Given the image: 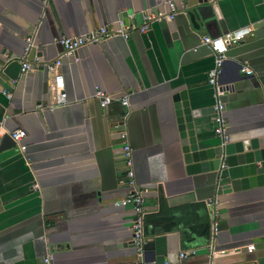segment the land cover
Returning a JSON list of instances; mask_svg holds the SVG:
<instances>
[{
  "label": "crops",
  "instance_id": "1",
  "mask_svg": "<svg viewBox=\"0 0 264 264\" xmlns=\"http://www.w3.org/2000/svg\"><path fill=\"white\" fill-rule=\"evenodd\" d=\"M168 1L176 10L172 26L151 22L126 40L80 47L75 61L59 58L66 101L45 109L52 94L44 64L61 51L54 40L99 26L117 29L118 20L138 26L142 12L167 13ZM263 21L264 0H0V140L24 132L18 144L0 150V264H44L47 251L51 264L136 262L131 212L112 206L125 192L121 131L142 191L145 259L264 264V186L217 194L226 179L216 180V171L198 165L187 171L174 108L185 102L193 112L198 149L222 144L213 134L206 83L212 55L183 61L182 54L201 46L203 35L249 28L224 53L217 84L225 93L226 143L264 137V28L254 29ZM29 36V69L20 73ZM244 66L251 75L239 71ZM95 90L112 98L104 109ZM209 199L217 202L213 208L205 205Z\"/></svg>",
  "mask_w": 264,
  "mask_h": 264
},
{
  "label": "built area",
  "instance_id": "2",
  "mask_svg": "<svg viewBox=\"0 0 264 264\" xmlns=\"http://www.w3.org/2000/svg\"><path fill=\"white\" fill-rule=\"evenodd\" d=\"M219 0H212V4H216ZM166 7L168 9L167 13L154 12L150 13L148 11L141 13V24L138 26H123V22L118 20L117 29H109L106 26H99L90 30L79 36H71L65 38H59L54 40L60 47L61 51L54 61L45 65V70L48 74L51 75L50 79V91L52 94V101L50 105L46 106L45 109L52 110L55 107H60L65 104L66 96L64 92L63 81L61 75L58 72L59 67V58H72L76 60L75 52L77 49L84 45L89 44H98L108 38L115 36H120L124 40L128 38L129 32L135 30L139 33H144L147 31V26L151 22H160V21H172L173 17L176 14L174 3L172 1L166 2ZM250 33L249 28H239L237 30L226 32L218 37H209L203 35L200 37V45L206 46L212 55L213 64L212 67L206 72V83L211 88V95L213 99L212 109V121L214 123L213 134L220 138L222 144L228 141V137L224 134L225 129V120L222 117L223 112V103L221 101L222 91L220 90L217 80L221 74L222 64L224 62V53L227 48L231 45L241 41ZM32 47V37L25 38V46L23 49V55L20 57V73H24L29 69V63L25 61L26 54L29 49ZM239 71L251 75V72L246 69V67H240ZM2 94L5 98L9 99V94L2 91ZM98 100V106L100 109H104L107 104L112 101L111 96L103 93L100 90H95L93 95ZM119 103L122 107H128L126 98L119 100ZM10 139L17 143L24 137V132L21 130H15L9 134ZM119 138L122 140V158H123V168H122V180L125 186L124 195L112 202L113 207L129 208L131 212L130 220V235H131V245L134 249V254L136 257V262L133 264H155L153 260H147L144 258V245L145 240L142 233V221L144 216L143 208V197L142 191L138 189L134 182V176L132 171V165L130 160V147L126 142V133L121 131L119 133ZM24 146L18 145V151L23 152ZM215 199H209L205 202V205L208 208H213L216 205ZM213 211V210H212ZM212 233L214 234L216 230V224L212 218L211 222ZM253 250V245H247L245 251L250 253ZM223 251H215L211 254H220ZM193 254V252H190ZM185 253H180L179 258H184ZM52 253L47 251L44 255L42 262L44 264H51ZM161 264H170L168 262H162ZM179 264V263H178Z\"/></svg>",
  "mask_w": 264,
  "mask_h": 264
},
{
  "label": "water",
  "instance_id": "3",
  "mask_svg": "<svg viewBox=\"0 0 264 264\" xmlns=\"http://www.w3.org/2000/svg\"><path fill=\"white\" fill-rule=\"evenodd\" d=\"M198 3L212 5V0H197ZM187 11V10H184ZM171 26L173 25L172 21ZM264 28V21L254 29ZM203 52L210 53L206 46H199L187 50L182 54V60L197 57ZM222 91L221 101H224ZM175 120L179 133L182 158L186 164V170L193 169L196 165L207 167L216 171V180L224 178L226 183L217 187L223 194L239 192L248 188L264 186V137H254L232 143H224L210 150L198 149V142L193 131V112L184 103L175 105ZM13 141L8 136L0 140V150L13 147ZM150 249V244L145 243L144 251Z\"/></svg>",
  "mask_w": 264,
  "mask_h": 264
}]
</instances>
